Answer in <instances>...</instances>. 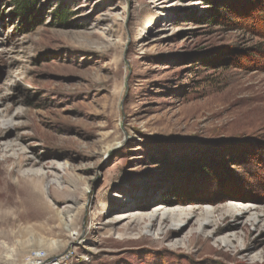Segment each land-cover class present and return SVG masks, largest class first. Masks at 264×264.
Instances as JSON below:
<instances>
[{
    "label": "rangeland",
    "instance_id": "rangeland-1",
    "mask_svg": "<svg viewBox=\"0 0 264 264\" xmlns=\"http://www.w3.org/2000/svg\"><path fill=\"white\" fill-rule=\"evenodd\" d=\"M15 1L0 133L54 177L0 158V264H264V0H38L24 18ZM164 204L248 213L215 241H128Z\"/></svg>",
    "mask_w": 264,
    "mask_h": 264
},
{
    "label": "bare ground",
    "instance_id": "bare-ground-1",
    "mask_svg": "<svg viewBox=\"0 0 264 264\" xmlns=\"http://www.w3.org/2000/svg\"><path fill=\"white\" fill-rule=\"evenodd\" d=\"M0 117L2 118L1 114ZM0 125V129H1ZM7 138L0 133V158L3 161H15L17 166L21 168L35 169L40 165V162L28 157L25 153L19 151V146L13 141H4ZM2 141V142H1ZM51 168V167H50ZM42 169H48L42 166ZM54 169V168H51ZM27 176L38 180L48 182L54 177L50 171L39 172L30 171ZM41 188V187H40ZM42 189V188H41ZM148 214H141L138 216H130L132 221L128 225L132 233H136L139 237L129 238L128 241L139 242L149 239L154 233H157L156 241L161 243L163 247L171 249L181 244L180 233H183L189 228L192 229V234L195 236L200 235L206 240H214L225 230H230L229 219L236 218L239 212L242 215H247L243 208L233 206L231 210L226 213L218 214L215 210L205 208H182V207H169L168 204ZM230 207V206H229ZM224 210V209H223ZM225 211V210H224ZM222 224H226L225 227ZM122 231V230H121ZM79 236V235H78ZM193 236V237H194ZM190 237V236H189ZM234 235L229 236V243L234 244ZM183 239V238H182ZM215 241V240H214ZM164 249V248H163Z\"/></svg>",
    "mask_w": 264,
    "mask_h": 264
},
{
    "label": "built area",
    "instance_id": "built-area-1",
    "mask_svg": "<svg viewBox=\"0 0 264 264\" xmlns=\"http://www.w3.org/2000/svg\"><path fill=\"white\" fill-rule=\"evenodd\" d=\"M74 256L70 251H65L57 256H50L44 250L30 251L22 264H72Z\"/></svg>",
    "mask_w": 264,
    "mask_h": 264
},
{
    "label": "trees",
    "instance_id": "trees-1",
    "mask_svg": "<svg viewBox=\"0 0 264 264\" xmlns=\"http://www.w3.org/2000/svg\"><path fill=\"white\" fill-rule=\"evenodd\" d=\"M37 1L38 0H16L15 1L17 4L16 15L21 18H24L34 10ZM57 14H58V21L61 25H64L66 22H68L67 19L62 18L63 16L62 9L58 11ZM192 166H195L196 168H200V165H192Z\"/></svg>",
    "mask_w": 264,
    "mask_h": 264
}]
</instances>
